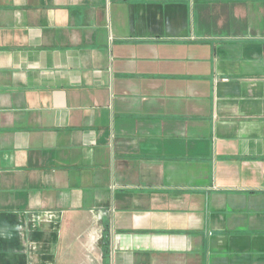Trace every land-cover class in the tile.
<instances>
[{
    "label": "crops",
    "instance_id": "crops-1",
    "mask_svg": "<svg viewBox=\"0 0 264 264\" xmlns=\"http://www.w3.org/2000/svg\"><path fill=\"white\" fill-rule=\"evenodd\" d=\"M0 264H264V0H0Z\"/></svg>",
    "mask_w": 264,
    "mask_h": 264
}]
</instances>
